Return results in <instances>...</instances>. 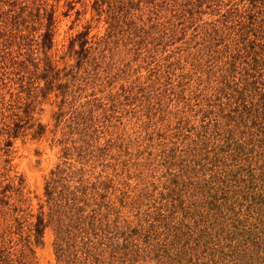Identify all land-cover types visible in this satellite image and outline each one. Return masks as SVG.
Returning a JSON list of instances; mask_svg holds the SVG:
<instances>
[{
	"label": "rangeland",
	"instance_id": "rangeland-1",
	"mask_svg": "<svg viewBox=\"0 0 264 264\" xmlns=\"http://www.w3.org/2000/svg\"><path fill=\"white\" fill-rule=\"evenodd\" d=\"M184 1L0 0V264H264V33Z\"/></svg>",
	"mask_w": 264,
	"mask_h": 264
},
{
	"label": "trees",
	"instance_id": "trees-1",
	"mask_svg": "<svg viewBox=\"0 0 264 264\" xmlns=\"http://www.w3.org/2000/svg\"><path fill=\"white\" fill-rule=\"evenodd\" d=\"M205 1L207 0H185L183 5L186 7V8H190L188 9V11H192L194 9V7H197V6H200L202 5L203 3H205ZM250 11H253L252 14L251 12L249 13L250 16L246 17L247 20L249 19V23L246 21V20H242L241 23L242 26H241V29H240V32L241 33V36H242V39H244L243 37V34H245L246 32H248V30H257V31H260L262 33H264V19H262V21H258V16H257V12H255V9L258 7V6H261L260 4H263V7H264V0H251L250 1ZM187 10V9H186ZM247 16V15H246ZM248 23V24H246ZM251 26V27H250ZM244 41V40H243ZM251 45V44H250ZM246 47V46H245ZM262 49L264 48V45L261 46ZM247 48V47H246ZM255 46L252 45L251 48H250V57H251V54L252 52H254L255 56L251 57V60H250V66L251 68L253 67L254 68H257L259 65H264V60L262 57H258L257 55L259 54V52H256V50L254 49ZM54 175L56 174V171H53L52 172ZM54 183V178L51 177V179L49 180L48 184H47V194H51V184ZM50 196V195H49ZM44 224V216H43V213H41V215L38 216V220L36 222V231L34 232V234H39V233H42L43 232V226L41 227V225ZM29 244L26 243V247L28 246Z\"/></svg>",
	"mask_w": 264,
	"mask_h": 264
}]
</instances>
